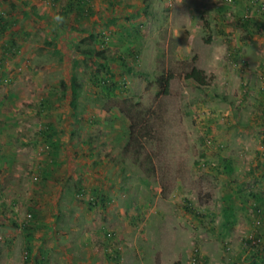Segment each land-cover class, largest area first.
<instances>
[{
	"label": "rangeland",
	"instance_id": "374dc122",
	"mask_svg": "<svg viewBox=\"0 0 264 264\" xmlns=\"http://www.w3.org/2000/svg\"><path fill=\"white\" fill-rule=\"evenodd\" d=\"M254 1L0 0V264L260 261L245 240L264 225Z\"/></svg>",
	"mask_w": 264,
	"mask_h": 264
},
{
	"label": "trees",
	"instance_id": "16d2710c",
	"mask_svg": "<svg viewBox=\"0 0 264 264\" xmlns=\"http://www.w3.org/2000/svg\"><path fill=\"white\" fill-rule=\"evenodd\" d=\"M252 3H255L254 0H251ZM257 6H260V9L261 10H264V0L261 1V3ZM244 20H246V18H243ZM245 22V21H244ZM261 25V24H260ZM96 38V35L95 34H88V35H85V36H82L79 38L78 42L76 43V47L79 48V50L77 52L81 53L82 51H80V44H83V43H88V42H92L93 43V40ZM89 54V53H87ZM92 54V53H91ZM101 58V57H100ZM124 64V63H122ZM124 66V65H123ZM173 76V73L172 72H167V73H162L158 76V82H159V91H160V94H166L169 92V80L170 78H172ZM185 76L186 77H189L191 79H193L197 84L199 85H204L207 83V74L206 72L204 71V69L198 67L197 65L195 64H192L190 66V68L185 72ZM262 77H263V80H264V70H262ZM107 81V80H105ZM61 86L63 87L62 89L66 88L67 87V84L66 82H64V80H61ZM76 89V87H73V89H71V92H74ZM114 89V88H113ZM133 125V122L132 124H130V128H129V135L132 137V132L134 129H132V126ZM140 130L136 132L137 135L139 136H142V135H149L148 132H146V128H144V126H141V128H139ZM230 182H233V179L230 177ZM237 190L238 188L236 189H230V196H231V193H237ZM228 199L229 197H225V202H227V205H228ZM231 202V200H230ZM231 203H230V215H231ZM229 209V207H228ZM257 211V209H256ZM257 213V212H256ZM262 220L261 218H258V223L257 224H254V232H251V234H253V237L254 238H260L262 240H264V237L262 235V232H263V228H262ZM264 227V225H263ZM250 234V233H249ZM264 244V243H263ZM262 244V245H263ZM260 245V246H262ZM249 247H253V246H249ZM256 248V246H255ZM193 255H194V260L193 262H197L199 261L200 259V254L198 252V248L197 247H194V250H193ZM252 263H255V262H252ZM175 264H179V263H175ZM256 264H264V260H260L259 262H257Z\"/></svg>",
	"mask_w": 264,
	"mask_h": 264
},
{
	"label": "crops",
	"instance_id": "0c3cea01",
	"mask_svg": "<svg viewBox=\"0 0 264 264\" xmlns=\"http://www.w3.org/2000/svg\"><path fill=\"white\" fill-rule=\"evenodd\" d=\"M210 1H212V0H210ZM238 1H240V0H238ZM227 3V2H226ZM250 3V2H249ZM196 6H198V5H196ZM249 9V8H248ZM235 42H236V44H239L238 43V41H236L235 40ZM243 43H245V40L244 41H242ZM242 43V44H243ZM264 93V92H263ZM225 196V195H224ZM228 207L230 208V202H228V205H227V202H223V205H222V208H224L223 209V214H224V216L225 217H229L230 216V210L228 209ZM232 212H233V209H232ZM257 248H259L260 250H259V257L258 258H260V260H264V244L262 245V246H258ZM255 252V254H256V256H258V253L256 252V251H254ZM243 253V252H242ZM245 256H246V259H248V258H250L249 257V255L248 254H244V255H242L240 252H236V254L235 255H230V260H232V261H240L241 260V263L242 264H245ZM243 260V261H242ZM254 260V259H253ZM231 263V262H230ZM252 264H256V260H255V263H252Z\"/></svg>",
	"mask_w": 264,
	"mask_h": 264
},
{
	"label": "built area",
	"instance_id": "2783aa9c",
	"mask_svg": "<svg viewBox=\"0 0 264 264\" xmlns=\"http://www.w3.org/2000/svg\"><path fill=\"white\" fill-rule=\"evenodd\" d=\"M245 240L248 243L250 242V244H249L250 246H256V247H258L264 243V240H262L260 238H254L253 234H251V233L245 236ZM27 254H28V252H27V250H25V252H24L25 258L27 256ZM193 260H194V255H193Z\"/></svg>",
	"mask_w": 264,
	"mask_h": 264
},
{
	"label": "clouds",
	"instance_id": "9594fccd",
	"mask_svg": "<svg viewBox=\"0 0 264 264\" xmlns=\"http://www.w3.org/2000/svg\"><path fill=\"white\" fill-rule=\"evenodd\" d=\"M55 19H56L57 21H61L63 18H62V17H59V16H57V17H55Z\"/></svg>",
	"mask_w": 264,
	"mask_h": 264
}]
</instances>
